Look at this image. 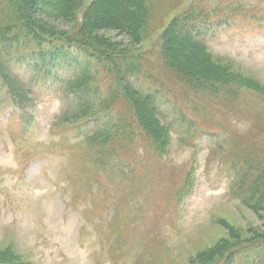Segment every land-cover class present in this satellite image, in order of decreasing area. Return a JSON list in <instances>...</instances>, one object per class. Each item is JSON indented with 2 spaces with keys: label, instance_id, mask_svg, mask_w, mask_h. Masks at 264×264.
Here are the masks:
<instances>
[{
  "label": "rangeland",
  "instance_id": "374dc122",
  "mask_svg": "<svg viewBox=\"0 0 264 264\" xmlns=\"http://www.w3.org/2000/svg\"><path fill=\"white\" fill-rule=\"evenodd\" d=\"M193 1L146 0L147 36L141 43L111 31L91 37L139 57L140 77L169 88L198 127L217 133L218 140L229 139L233 151L222 150L218 140L206 136L183 143L170 134L158 157L139 137L136 146L111 157L116 170L97 175L87 161L82 169L93 149L83 141L85 132L62 122L70 103L60 102L53 83L30 87L23 109L0 93L1 262L190 264L233 243L231 231L243 241L264 235V212L254 213L240 203L231 169L245 158L264 160V0H200L209 11L239 2L256 4L260 11L253 21L232 15L229 29L220 27L209 40L203 72L226 84L211 79L205 85L179 71L170 73L161 57L164 29ZM91 2L82 0L64 18L35 17L45 28L65 33L76 27L75 16ZM180 188L185 193L177 196ZM120 189H126L127 201Z\"/></svg>",
  "mask_w": 264,
  "mask_h": 264
},
{
  "label": "trees",
  "instance_id": "16d2710c",
  "mask_svg": "<svg viewBox=\"0 0 264 264\" xmlns=\"http://www.w3.org/2000/svg\"><path fill=\"white\" fill-rule=\"evenodd\" d=\"M80 2L0 0V93L7 96L8 103L23 109L30 87L53 83L60 102L70 103L61 115L62 122L79 133L85 132L83 141L93 149L81 162L82 169L87 161L97 175L116 170L111 157L117 150L136 146L139 137L155 149L158 157L164 150L163 140L170 134L183 143L196 135L218 140L217 133L198 127L194 116L187 114L170 95L169 88L154 87L140 77L139 57L103 46L91 37L95 32L111 31L127 34L134 43H141L147 36L146 0H92L81 15L75 16L76 27L65 33L45 28L35 17L64 18ZM259 14L256 4L239 2L209 11L200 0L193 1L171 19L159 38L164 67L172 74L179 71L199 85L211 79L226 84L218 76L204 73L208 42L220 27L229 29L233 18L253 21ZM116 106L122 110H115ZM217 146L233 151L229 139L224 137ZM236 162L231 168L236 179L232 190L249 210L264 212V160L251 157L245 158L243 164ZM124 171L128 176L134 175L133 171ZM182 190H177L176 195L182 196ZM119 194L127 201L126 189ZM233 233L229 234L233 243H223L190 264H264V235L243 241Z\"/></svg>",
  "mask_w": 264,
  "mask_h": 264
}]
</instances>
